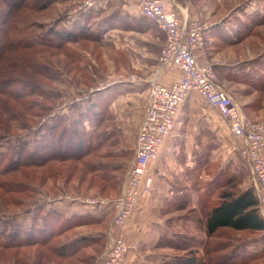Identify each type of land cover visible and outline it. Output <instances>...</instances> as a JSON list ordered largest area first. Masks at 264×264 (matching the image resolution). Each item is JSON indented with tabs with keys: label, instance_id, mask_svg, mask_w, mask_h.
I'll list each match as a JSON object with an SVG mask.
<instances>
[{
	"label": "rangeland",
	"instance_id": "374dc122",
	"mask_svg": "<svg viewBox=\"0 0 264 264\" xmlns=\"http://www.w3.org/2000/svg\"><path fill=\"white\" fill-rule=\"evenodd\" d=\"M164 1L180 12L186 9L201 21L206 26L205 37L211 30L216 29L213 34L217 36V30L228 31L221 36L230 42L215 40L217 46H222L220 54L226 50L225 63L215 54L206 61L215 65L218 87L232 98L242 115L252 116L244 118L264 124V0ZM89 2L92 0H30V7L21 9L15 18L20 27L26 28L25 33L35 38H45L50 29L66 32L76 23L86 33L84 38L67 43L63 52L45 53L52 64L61 63L56 66H61V72L45 80V85L35 90L38 92L20 98L21 106L14 92L0 95V117L10 116L2 112L6 107L12 108L13 116L17 109L22 111V119L10 121V134L0 137V151L8 152L21 141L38 138L45 122L57 116L64 118L61 126L73 127V118L79 130L94 132L101 138L97 148L83 160L52 161L43 167L0 172V233L5 224L47 227L44 242L0 244V264H97L110 236H121L130 246L124 264H178V259L192 256H200L204 264H264V233L221 232L218 237L207 238L199 224L207 200H214L219 191L231 190L222 187L227 178H235L239 190L253 186L250 167L238 151L241 144L225 122L214 132L207 131L203 142L206 152L193 169L181 174L178 169L183 160L173 159L165 165L167 174L162 176L153 160L145 174L151 179L147 199L132 202L125 219L121 214L123 221L116 222L150 86L154 80L163 84L168 78L155 70L162 69L159 55L164 39L161 43V35L139 15L134 0H102L94 8L85 5ZM0 10L3 14L7 11L2 3ZM252 22L247 33L245 26ZM216 45L204 42L197 57ZM69 52L79 54L82 63L75 72L66 73L62 66L68 62ZM221 68L242 72L223 75ZM104 85L106 89L97 91ZM241 99L247 100L246 105L239 103ZM78 110L88 114L82 121L78 120ZM41 113L43 116H38ZM260 114L261 118H255ZM8 162L17 160L8 155L0 167ZM108 163L117 164L119 169L104 173L102 165ZM109 175L118 177L117 186L109 183L107 187L101 181V176ZM185 198L187 203H176ZM99 201L106 203L101 205ZM129 204L125 200V209ZM186 236H198L201 245L193 248V241H176ZM216 243L224 250L218 252ZM193 250L196 254L191 253Z\"/></svg>",
	"mask_w": 264,
	"mask_h": 264
},
{
	"label": "trees",
	"instance_id": "16d2710c",
	"mask_svg": "<svg viewBox=\"0 0 264 264\" xmlns=\"http://www.w3.org/2000/svg\"><path fill=\"white\" fill-rule=\"evenodd\" d=\"M28 1L30 0H0L2 7L7 10L5 14L0 10V95L14 92L15 100L38 92L35 90H40V85H45V80L51 77L54 79L61 72V66L56 67L61 65V63L52 64L45 53L50 50L63 52L66 50L65 45L67 43H74L84 38L86 33L83 30L84 28L76 23L73 29L66 32L56 29L47 30L48 35L45 38H35V35L33 37L30 34H26V28L20 27L18 20L16 21L15 18H17L21 9L30 7L27 6L29 5ZM44 7L46 8V6ZM253 22L250 25L246 24L247 33L253 27ZM68 56V62L63 64L62 71L65 70L66 73L75 72L79 69L78 64H81L82 60L79 54L74 52H69ZM16 58L20 59L21 62L16 61ZM1 61L6 62L1 63ZM17 85L19 88L14 90ZM22 103L20 99L18 105L21 106ZM2 106L6 107L5 103ZM11 110L12 108L8 107L2 109V112L8 113L10 116H8V119H4L3 116L0 117V137L10 134L12 129L10 121L17 119V117L22 119V111L17 109L18 113L16 112V116H13V113L10 112ZM78 112L79 121L84 120L86 115H88L85 111L78 110ZM32 113H34L33 115L37 114V112ZM42 114H38V116H43ZM63 119V116H57L54 120H50L51 122H45L41 136L38 138L34 137L32 141L28 142L21 141L17 148H13L8 152L0 151V166L8 155L17 160V163L8 162L7 166L0 167V172H12L21 167L29 166L43 167L52 161L83 160L91 155L97 148L101 135H97L94 132H86L84 129L79 130L77 122L73 118L70 122V126L72 125L73 127L61 126ZM29 145L32 148L29 149ZM102 166L104 173H114L119 169L115 163H108ZM100 178L107 187L109 183L117 186L119 182L118 177L115 175H109L108 178L101 176ZM223 183L222 187H230L231 190L219 191L216 198L207 200L204 206L203 219L199 224L203 228L205 236L207 238L218 237L221 232L264 233V220L259 214L258 201L253 188L239 190L238 181L235 178H227ZM212 195H215V193ZM205 198L200 200V205ZM183 202L187 203L188 199L185 198L183 201L180 199L176 203L183 204ZM8 227H11V230L8 231ZM46 228L45 224L36 225L35 223L28 228L5 224L4 230L0 233V244L6 246L13 242H41L46 236L44 231ZM199 234L202 235L201 233ZM48 237L49 235L46 240L49 239ZM46 240L45 242H47ZM167 240L171 241L169 238ZM178 240L179 242H184L185 240L193 241V245L190 246L193 248L200 246L202 242L198 239V236H186V239L179 237L176 241ZM216 244L218 252L224 250L220 243ZM182 246L186 247V244ZM195 252V250L191 251L193 254H196ZM178 262V264H204L200 256L197 258L192 256L187 259H178Z\"/></svg>",
	"mask_w": 264,
	"mask_h": 264
},
{
	"label": "built area",
	"instance_id": "2783aa9c",
	"mask_svg": "<svg viewBox=\"0 0 264 264\" xmlns=\"http://www.w3.org/2000/svg\"><path fill=\"white\" fill-rule=\"evenodd\" d=\"M100 1L92 0L85 5L94 8ZM134 3L140 16L150 20L164 35L159 55L160 68L175 67L179 77L169 85L154 80L150 86L147 107L136 136L134 160L125 177L116 222L123 221L121 214L125 219L135 201L147 199L151 183V179L145 177L148 166L173 131L180 106L193 92L216 109L231 135L241 144L238 151L250 167L257 208L264 220V124L244 119L232 98L218 87L215 65L198 61L197 51L204 46L206 26L198 19L183 15L164 0H134ZM106 88L104 85L97 91ZM125 200L131 203L128 209H125ZM104 203L106 201H99L101 205ZM129 249L130 246L121 236L115 239L110 236L107 249L97 264H124Z\"/></svg>",
	"mask_w": 264,
	"mask_h": 264
},
{
	"label": "crops",
	"instance_id": "0c3cea01",
	"mask_svg": "<svg viewBox=\"0 0 264 264\" xmlns=\"http://www.w3.org/2000/svg\"><path fill=\"white\" fill-rule=\"evenodd\" d=\"M182 10L183 11L181 12L183 15L186 14L189 18L195 19L189 12H187L186 9L183 8ZM147 21L161 35L162 37L161 43H162L164 39L163 33L159 31L151 21L149 20ZM215 30L213 31L211 30L207 32L205 37L206 39L205 43L206 44L209 43L211 47L216 45L215 44L216 39H219L218 41L221 42L222 44L223 42L227 43L228 40L225 41V38H222L221 34L227 35L228 31L225 29L217 30L218 31V36H217V34H213ZM221 48L222 46L216 45V48L213 47L212 50L206 49L205 53L200 52L198 56V61L200 63H205L206 60L215 58L216 55L218 59H221L222 62H224L225 58H227L225 53L226 50L223 49L224 51L220 54L219 52L222 50ZM213 50H215L217 53H213ZM155 70L160 71L163 74H166V76L168 77L167 80L162 82L163 85H169L172 83V81L176 80L179 77V72L175 67H164L161 70L155 68ZM220 70L222 72L221 74L223 75H235L236 73L242 72L241 70H238V68L236 69L221 68ZM234 92L236 91H233V93ZM234 95L236 96V93H234ZM239 103L245 104L247 103V100L241 99L239 100ZM245 114L242 115L243 118L245 117L246 119H248L249 117H252L250 114L249 115L248 114L245 115ZM246 116L249 117L247 118ZM255 118H261V114L259 115V117L256 116ZM222 122L223 120L221 119L215 108L206 104L203 100L199 98L197 94L192 93L186 99L183 105L180 107L178 114L176 116L174 129L171 132L168 139L165 140L164 144L160 147L158 155L154 161V164L158 169L159 175L165 176L167 174L166 171L167 169L165 165L170 164L173 159L174 160L178 159L179 161L183 160V163L181 161L180 168L178 169V171L181 174H183V172L186 169L189 168L193 169L195 166H197L198 165L197 162H199L198 159L201 158V156H204V152H206L205 149L203 148L204 147L203 142L205 141L204 136L207 135V131H212V130L215 131L216 127L223 126L224 124ZM181 156L183 157L182 159ZM202 160H204V158Z\"/></svg>",
	"mask_w": 264,
	"mask_h": 264
}]
</instances>
